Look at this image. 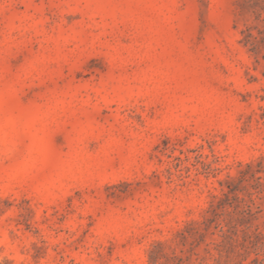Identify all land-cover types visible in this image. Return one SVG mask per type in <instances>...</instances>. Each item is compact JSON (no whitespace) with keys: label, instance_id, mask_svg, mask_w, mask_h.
<instances>
[{"label":"rangeland","instance_id":"1","mask_svg":"<svg viewBox=\"0 0 264 264\" xmlns=\"http://www.w3.org/2000/svg\"><path fill=\"white\" fill-rule=\"evenodd\" d=\"M213 195L264 260V0H0V264H216Z\"/></svg>","mask_w":264,"mask_h":264},{"label":"trees","instance_id":"2","mask_svg":"<svg viewBox=\"0 0 264 264\" xmlns=\"http://www.w3.org/2000/svg\"><path fill=\"white\" fill-rule=\"evenodd\" d=\"M248 167L251 168V165H249ZM228 178H229V180L227 181V183L232 185L231 177L229 176ZM262 180H263L262 177L257 178V181L261 185H262ZM233 193H234V190L232 188H229V191L225 192L223 195L226 198H228L229 195L233 194ZM212 198H213V200L211 202L210 208L207 210V214L211 213L213 216L212 217H206L202 224L206 225L207 228L213 227L216 231H218L220 233V237H221L222 241H219V242L218 241H213L211 244L208 245V247H211L212 250L217 252L219 257L217 258L216 255L213 254L212 251H210V250H208V253L212 256V258L214 259L216 264H223L222 263V259L224 257V254H226L228 252V249L226 247L227 242L229 240H233V238H231L227 234V232H229V230L226 232L225 228L219 222L220 217L223 215V214L219 213V210H222V209L225 208L224 203H223L224 199L219 197V196H217V195H213ZM252 211L253 210H252L251 206H246L242 210V213L244 215H246V216L247 215H253ZM232 228H237V226H233ZM214 234H215V232H213V235ZM246 238L248 240H250V239H252V235L251 234H246ZM254 246H256V244H254ZM263 248H264V243L261 246V251L263 250ZM259 250L260 249L257 246V248L255 250L257 256L259 255V253H258ZM158 261L159 260H158L157 256H155L154 253H153L151 255V263L152 264H158ZM253 262L255 264H264V260H259L258 258H256ZM179 264H183L181 259H180V263Z\"/></svg>","mask_w":264,"mask_h":264}]
</instances>
